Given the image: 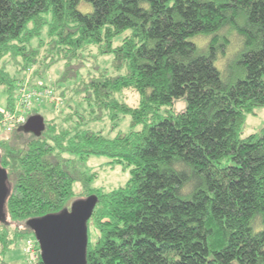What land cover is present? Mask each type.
I'll list each match as a JSON object with an SVG mask.
<instances>
[{
    "label": "trees",
    "instance_id": "trees-1",
    "mask_svg": "<svg viewBox=\"0 0 264 264\" xmlns=\"http://www.w3.org/2000/svg\"><path fill=\"white\" fill-rule=\"evenodd\" d=\"M112 52L123 73L85 68ZM9 61L64 82L72 110L69 126L51 118L40 136L0 122L10 183L0 264H14L6 252L34 235L28 218L92 193L87 264H264V128L239 135L264 105V0H0V121L25 76ZM60 61L61 77L48 81ZM105 111L130 114L133 127H87L88 114ZM93 154L127 167L128 180L91 187L95 174L80 164Z\"/></svg>",
    "mask_w": 264,
    "mask_h": 264
},
{
    "label": "rangeland",
    "instance_id": "rangeland-1",
    "mask_svg": "<svg viewBox=\"0 0 264 264\" xmlns=\"http://www.w3.org/2000/svg\"><path fill=\"white\" fill-rule=\"evenodd\" d=\"M42 38H45V33L41 35ZM117 43V42H116ZM45 47L48 48L47 44H44L42 46V51H45ZM114 53H107V54H97L93 53L92 56L88 57L85 60V68H93V69H99V68H107L109 71L113 72L115 71V74L123 73L124 69L119 70L115 69L114 64ZM8 68L10 71L18 77L23 76L25 73V76L27 74H30V80H36L39 79L34 76L33 72L35 70L34 67H27L24 71H18V65L13 63L12 61H9L7 63ZM64 70L63 62L60 61V63H57L54 65L53 69L49 71L46 75L48 77V81H57L59 77H61L62 71ZM21 80H23V78ZM20 80V81H21ZM53 89L55 93L54 96H61L62 95V101L59 105H56L55 103H51L49 100L44 101V103L37 105L33 111H30L27 116H29L32 113H41L45 116L46 121H50L51 118H54L58 121V123H62L64 126H69V121L65 120V117L69 114V112L72 110V108L67 107L66 105V99L65 95L60 93V89L64 87V82L57 81V85H59L60 89L56 86V83H53ZM68 92V91H67ZM60 93V94H59ZM69 95V94H68ZM127 100L132 105H136L138 102V94L134 90H127L126 91ZM7 104V93L5 91V87L0 84V106L5 107ZM185 101L180 100L176 104V108L178 110H181L185 107ZM66 105V107H65ZM76 105V104H75ZM77 106V105H76ZM88 114L86 116L87 118V127H89L92 130H99L103 134L108 136H114L118 132H126L128 131L132 126V118L130 114H126L125 116H122L118 121H114L107 111H105L104 114L96 117L89 116ZM71 123V121H70ZM47 126V125H46ZM142 127V125H138L137 128ZM264 128V105L259 106L255 109L253 113H248L244 119V122L241 127L240 131V137H245L251 133H257L262 131ZM5 130L10 131L9 129ZM5 133L2 132L1 135ZM81 168L86 170L88 173L95 174V177L92 179L90 186L100 188L101 190H109L112 188H116L122 184H124L129 176V170L127 167L123 166L122 164L118 163H111L110 157L103 155V154H93L88 156L87 158L83 159L82 163L80 164ZM75 188L78 190L81 185L79 182H77L75 185ZM76 196V195H75ZM74 198L69 201L67 204L68 207H70L71 203L76 200ZM25 242V238L20 239L17 243H15L14 247L10 250H8L5 254V258L7 261L14 263V264H21L24 260V253H23V245Z\"/></svg>",
    "mask_w": 264,
    "mask_h": 264
},
{
    "label": "water",
    "instance_id": "water-1",
    "mask_svg": "<svg viewBox=\"0 0 264 264\" xmlns=\"http://www.w3.org/2000/svg\"><path fill=\"white\" fill-rule=\"evenodd\" d=\"M20 128L40 136L46 129L45 116L32 113ZM9 194V173L0 156V221L6 217ZM98 200V195L92 193L77 198L70 207L27 219L39 243L42 264H87L88 220Z\"/></svg>",
    "mask_w": 264,
    "mask_h": 264
},
{
    "label": "built area",
    "instance_id": "built-area-1",
    "mask_svg": "<svg viewBox=\"0 0 264 264\" xmlns=\"http://www.w3.org/2000/svg\"><path fill=\"white\" fill-rule=\"evenodd\" d=\"M31 75L27 74L23 80L19 81L16 87V101L13 108L7 109L3 113L1 123L6 129H12L18 124H22L27 119V114L44 101L59 105L62 97L54 96L53 86L45 84L40 80H30ZM29 112V113H28ZM24 253L23 264H42L41 250L34 235L25 238L22 247Z\"/></svg>",
    "mask_w": 264,
    "mask_h": 264
},
{
    "label": "bare ground",
    "instance_id": "bare-ground-1",
    "mask_svg": "<svg viewBox=\"0 0 264 264\" xmlns=\"http://www.w3.org/2000/svg\"><path fill=\"white\" fill-rule=\"evenodd\" d=\"M22 78V77H21ZM60 94V93H59ZM62 96V95H61ZM90 238V237H89ZM89 242V241H88Z\"/></svg>",
    "mask_w": 264,
    "mask_h": 264
}]
</instances>
